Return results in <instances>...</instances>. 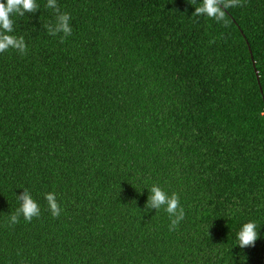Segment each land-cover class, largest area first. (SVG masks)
Instances as JSON below:
<instances>
[{"label":"trees","instance_id":"16d2710c","mask_svg":"<svg viewBox=\"0 0 264 264\" xmlns=\"http://www.w3.org/2000/svg\"><path fill=\"white\" fill-rule=\"evenodd\" d=\"M36 2L12 17L27 55L0 53V264H264V0L227 26L202 0H57L63 43ZM153 184L180 196L175 231ZM23 188L41 214L10 226Z\"/></svg>","mask_w":264,"mask_h":264},{"label":"clouds","instance_id":"9594fccd","mask_svg":"<svg viewBox=\"0 0 264 264\" xmlns=\"http://www.w3.org/2000/svg\"><path fill=\"white\" fill-rule=\"evenodd\" d=\"M196 3L197 0H191V4ZM237 6H243L242 0H202V3L195 7L193 16H206L217 23L224 22V25L227 26L225 9ZM46 7L54 10L56 18L54 24L49 23L44 25V28L47 29L50 36H57L62 33L60 42H65L73 31L70 23L71 14L61 12L57 0H47ZM38 10L39 5L36 0H6V3L4 0H0V53L15 49L21 55H27L28 48L24 36L12 35L15 31V21L12 17L14 15L23 17L26 13L34 14ZM260 116L264 118V112H261ZM23 189V194L16 196L19 207L9 215L10 226L18 224L21 216L26 222L30 223L34 218H39L41 214L38 202L32 197L27 188ZM148 190L150 194L145 209H155L158 212L163 208L170 219L169 231H175L186 217L185 209L180 203L179 194L173 192L169 195L157 184H153ZM45 199L52 217L59 218L63 210L57 201L55 192L45 193ZM237 238L239 247H254L259 238L257 223L255 221L244 223L237 234Z\"/></svg>","mask_w":264,"mask_h":264}]
</instances>
